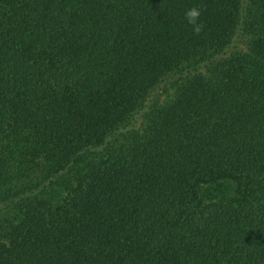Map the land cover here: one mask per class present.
<instances>
[{
  "label": "trees",
  "instance_id": "trees-1",
  "mask_svg": "<svg viewBox=\"0 0 264 264\" xmlns=\"http://www.w3.org/2000/svg\"><path fill=\"white\" fill-rule=\"evenodd\" d=\"M0 264H264V0H0Z\"/></svg>",
  "mask_w": 264,
  "mask_h": 264
},
{
  "label": "clouds",
  "instance_id": "clouds-1",
  "mask_svg": "<svg viewBox=\"0 0 264 264\" xmlns=\"http://www.w3.org/2000/svg\"><path fill=\"white\" fill-rule=\"evenodd\" d=\"M185 20L192 26L195 35H199L204 29V23L200 21L201 10L199 6H192L185 10Z\"/></svg>",
  "mask_w": 264,
  "mask_h": 264
}]
</instances>
